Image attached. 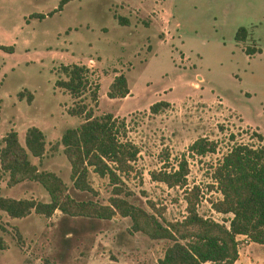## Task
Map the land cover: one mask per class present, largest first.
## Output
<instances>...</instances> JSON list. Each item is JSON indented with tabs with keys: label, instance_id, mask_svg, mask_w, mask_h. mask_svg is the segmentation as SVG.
Returning <instances> with one entry per match:
<instances>
[{
	"label": "rangeland",
	"instance_id": "obj_1",
	"mask_svg": "<svg viewBox=\"0 0 264 264\" xmlns=\"http://www.w3.org/2000/svg\"><path fill=\"white\" fill-rule=\"evenodd\" d=\"M0 0V137L9 129L23 143V132L36 126L44 136L40 157L29 155L39 170L52 171L73 199L108 204L106 177L89 171L94 192L72 188L69 163L61 145L62 130L82 116L67 108L73 98L54 86L60 64L86 65L98 82L96 102L85 92L93 115L124 116L126 137L137 149L132 170L123 177L126 200L159 222L181 219L186 189L199 215L218 221L230 214L216 212L220 198L211 178L215 162L235 142L255 144L264 136V0ZM113 14L124 16L120 24ZM239 26L246 29L234 39ZM244 47L259 48L248 55ZM92 62H89V59ZM91 61V60H90ZM121 72L128 96L109 98L108 84ZM18 92H22L18 96ZM30 93V100H26ZM168 106L151 113V102ZM122 101V102H120ZM197 137L215 141L214 152L187 154ZM184 153L188 172L183 187L152 180L151 170L176 167ZM10 197L48 200L43 186L29 179L6 186ZM128 216L110 218L30 212L8 217L0 211V264H157L169 244L133 230ZM238 262L264 264V245L244 250L238 236ZM242 237V238H240Z\"/></svg>",
	"mask_w": 264,
	"mask_h": 264
},
{
	"label": "trees",
	"instance_id": "obj_2",
	"mask_svg": "<svg viewBox=\"0 0 264 264\" xmlns=\"http://www.w3.org/2000/svg\"><path fill=\"white\" fill-rule=\"evenodd\" d=\"M67 1L58 0L57 8ZM114 17L120 24L127 23L126 17L117 14ZM245 36L246 29L239 26L234 39L241 41ZM259 51V48L244 47L248 55ZM56 71L54 86L73 98L67 112L82 116V120L75 126L65 127L55 146L61 145L69 163V180L73 189L94 192L87 178L89 171L107 178L111 186L108 204L73 199L66 193V186L59 176L52 171L37 169L29 160V155L40 157L43 154L44 136L36 126H28L23 132L22 144L12 129L1 135L0 174H6V186L24 179L40 183L48 194V200L15 198L0 193L1 212L10 218L23 217L30 212L48 217L55 209L62 214L98 218H110L114 213L128 216L133 230L145 232L152 239L169 240L170 243L157 258V264H233L238 256V236L264 245V136L261 133L255 132V144L233 143L212 167L211 178L220 198L212 201L211 207L229 216L218 221L199 215L191 199L197 190V186L193 185L185 191L183 217L162 224L152 214L126 200L129 192L123 177L132 170L138 149L126 137L124 116L110 112L93 115L81 101L74 103L85 92H88L92 102L97 100L98 82L91 79L92 73L86 65L74 62L60 64ZM127 93L125 76L121 72L115 74L108 84L106 95L119 98ZM21 95L22 92H18V96ZM30 98V93H27L26 100ZM168 104L167 100L159 99L151 102L148 110L157 113ZM215 147V141L197 137L188 144L187 154L203 155L214 152ZM187 172V160L183 153L176 167L151 170L149 176L169 187H183Z\"/></svg>",
	"mask_w": 264,
	"mask_h": 264
},
{
	"label": "crops",
	"instance_id": "obj_3",
	"mask_svg": "<svg viewBox=\"0 0 264 264\" xmlns=\"http://www.w3.org/2000/svg\"><path fill=\"white\" fill-rule=\"evenodd\" d=\"M113 16H114V14H113ZM124 17V16H123ZM127 19V18H126ZM87 60H91L90 62H92V59L91 58H89V59H87ZM118 73H120V72H118ZM115 74H117V73H114V75ZM113 75V76H114ZM113 78V77H112ZM112 80V79H111ZM128 92H130V88H128ZM126 96H128V93L125 95V96H123V97H120V99L121 100H123V99H125L126 98ZM97 97H98V95H97ZM116 98V97H115ZM98 99V98H97ZM111 99V98H110ZM120 102H122V101H120ZM239 238V237H238ZM240 238H242V237H240ZM243 246L241 247L242 249H244V250H247V251H249L248 249H250L254 244H256L255 242H251V241H248V240H246V239H244V241H243ZM240 245H241V243H240ZM239 245V246H240ZM258 245V244H257ZM261 245V244H260ZM239 246H238V253H239ZM239 260H242V259H238V256H237V258L235 259V261L233 262V264H235L236 262H238ZM242 263H243V261H242ZM241 263V261H240V263L239 264H242Z\"/></svg>",
	"mask_w": 264,
	"mask_h": 264
},
{
	"label": "built area",
	"instance_id": "obj_4",
	"mask_svg": "<svg viewBox=\"0 0 264 264\" xmlns=\"http://www.w3.org/2000/svg\"><path fill=\"white\" fill-rule=\"evenodd\" d=\"M89 62H90V60H89Z\"/></svg>",
	"mask_w": 264,
	"mask_h": 264
}]
</instances>
